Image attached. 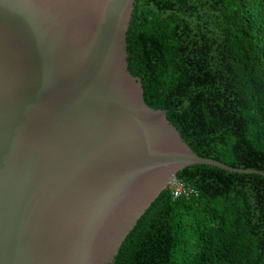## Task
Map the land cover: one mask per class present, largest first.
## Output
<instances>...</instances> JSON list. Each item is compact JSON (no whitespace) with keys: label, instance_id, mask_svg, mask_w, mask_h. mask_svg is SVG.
Wrapping results in <instances>:
<instances>
[{"label":"water","instance_id":"water-1","mask_svg":"<svg viewBox=\"0 0 264 264\" xmlns=\"http://www.w3.org/2000/svg\"><path fill=\"white\" fill-rule=\"evenodd\" d=\"M134 0H0V264H109L202 163L128 68Z\"/></svg>","mask_w":264,"mask_h":264},{"label":"trees","instance_id":"trees-1","mask_svg":"<svg viewBox=\"0 0 264 264\" xmlns=\"http://www.w3.org/2000/svg\"><path fill=\"white\" fill-rule=\"evenodd\" d=\"M130 72L198 155L264 171V0H134ZM109 264H264V175L196 163Z\"/></svg>","mask_w":264,"mask_h":264},{"label":"built area","instance_id":"built-area-1","mask_svg":"<svg viewBox=\"0 0 264 264\" xmlns=\"http://www.w3.org/2000/svg\"><path fill=\"white\" fill-rule=\"evenodd\" d=\"M196 190L190 186L189 184H184L180 189H178L173 195L172 198H177L180 196H188V195H192L195 194Z\"/></svg>","mask_w":264,"mask_h":264}]
</instances>
